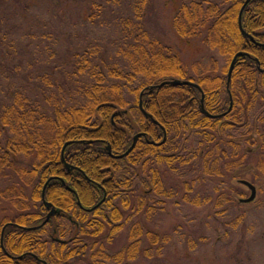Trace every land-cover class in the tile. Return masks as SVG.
Returning a JSON list of instances; mask_svg holds the SVG:
<instances>
[{
    "label": "trees",
    "instance_id": "trees-1",
    "mask_svg": "<svg viewBox=\"0 0 264 264\" xmlns=\"http://www.w3.org/2000/svg\"><path fill=\"white\" fill-rule=\"evenodd\" d=\"M244 1L190 0L177 8L172 20V28L180 39L203 34L202 44L226 59L222 76H205L199 80L186 76L179 58L170 55L159 40L143 29V9L148 0H107L117 17L129 20L117 26L122 33L119 31L112 41L114 60L109 61L107 53H99V46L96 51L82 55L86 70L79 68L73 72V78L81 80L72 79L73 87L66 93L71 96L72 105L63 103L64 97L57 101L53 97L56 94L49 95L45 89L41 95L46 108L38 102L24 104L21 91L13 88L15 92L0 107V181L16 172L25 175L23 186L30 191L28 206L33 210L22 211L10 221L26 228L44 221L47 211L41 193L49 179L45 200L62 214L32 231L8 227L3 249L0 247V264H41L39 260L46 264H82L84 259L86 264H128L137 258L154 259L153 255L162 252L166 240V234L155 230L158 223L152 224L153 217L161 215L155 206L163 205L164 199L173 205L185 202L202 206L215 196L213 217H218L225 201L221 199L225 197L223 189L218 188L224 182L220 178H233L229 199L235 201V206H241L238 200L243 198L242 194L235 190L241 179L236 174L232 177L231 170L264 149V138L261 142L256 138V122L263 113L258 110L254 123L249 117V111L264 101V73L257 70L254 62L256 59L264 69V48L252 44L240 33L238 16ZM92 9L95 10L88 15L90 21L102 14L96 3ZM103 19L107 23L109 18L103 16ZM241 25L257 43L264 45V0H251L246 5ZM238 52L246 55L234 62L228 87L232 108L226 115L214 120L202 116L197 108L200 93L196 88L167 85L142 96V108L152 120L144 118L138 107L139 93L148 86L172 79L196 84L204 95L203 106L208 113H226L229 107L226 75ZM37 78L49 82L47 86L52 85L47 74ZM61 88L57 87L59 95L64 94ZM154 121L166 133L160 146H150L141 139L127 157L114 160L98 150L101 144L72 143L61 156L63 145L71 141H106L113 155L124 153L132 137L139 133L160 143L162 132ZM19 158H24L26 165L22 166ZM63 162L80 172H69ZM159 167L181 180L184 193L178 199H175L177 189H165ZM86 177L107 192L105 200L92 212L86 210L102 200L103 191L89 184ZM195 184L204 187L202 200L199 193L189 197ZM137 192L139 195H133ZM23 193L12 184L0 195ZM68 216L74 223L67 220ZM176 229H173L175 234L179 232ZM121 231H125L128 243L112 252L113 240ZM68 232H73L69 240L60 239ZM5 253L13 257L27 255L14 260Z\"/></svg>",
    "mask_w": 264,
    "mask_h": 264
},
{
    "label": "rangeland",
    "instance_id": "rangeland-1",
    "mask_svg": "<svg viewBox=\"0 0 264 264\" xmlns=\"http://www.w3.org/2000/svg\"><path fill=\"white\" fill-rule=\"evenodd\" d=\"M189 2L190 0H148L143 9L142 27L151 37L159 40L170 55L179 58L188 78L199 80L205 76H222L226 59L202 44L203 34L201 37L185 40L180 39L172 28L177 8ZM94 3L99 5L102 14L90 21L88 15L94 13L95 9L91 10ZM103 16L109 18L107 23L103 22ZM126 20L129 19L119 18L113 13V8L107 0H0V107L5 104L9 95L15 92L13 88L21 91L24 104L38 102L40 107L46 108L42 102L44 97L41 95V91L45 89L49 95L56 94L53 96L56 100L64 97L63 103L72 105L73 100L66 93L73 87L72 79L74 82L81 80L74 79L73 72L79 68L86 70L82 55L87 51H96L95 48L99 46V53H107L106 58H110L109 61L114 60L112 41L120 31L117 26L121 22L124 24ZM43 74L51 78L52 85L47 86L49 82L44 83L41 78H37ZM58 86L64 89L63 95H59ZM263 102L249 111L252 123L259 112L263 113L256 122V138L259 142L264 138ZM146 119L152 120V116ZM154 123L158 124L156 121ZM157 126L161 128L160 124ZM85 142L90 143L86 145H91L100 144L102 141ZM263 156L264 149L256 156H248L231 170L232 177L239 175L240 179L255 186V203H238L241 206H235V201L229 199L232 177L219 179L224 180L218 188L223 189L222 194L225 197L221 199L225 201L222 202L218 217H213L216 208L212 200L215 196L211 197V202L202 206L185 202L173 205L170 201L162 199L163 205L155 206L160 210L156 212H161V215L156 214L152 223H158L155 228L157 232L166 234L162 252L159 256L153 255L154 259L137 258L128 264H264ZM19 159L22 166L26 165L24 158ZM159 171L163 176L161 182L164 183L165 189H177L178 197L175 199L183 195L181 180L170 171L167 173L164 167H159ZM25 178V175L16 172L0 181V192L12 184L24 192L23 195H0V231L4 225L11 223L12 217L22 211L33 210V207L28 206L31 203V195L28 188L23 186ZM135 187L138 188L137 185ZM208 190L211 192L212 186H209ZM235 190H238L243 198L249 195V191L241 185ZM138 192L133 195H139ZM204 192L201 184H195L193 195L189 197L199 193L198 197L202 200ZM8 197L11 201L5 199ZM174 228L179 232L175 234ZM70 234L73 232H68L60 239L65 238L67 241ZM127 243L125 231H121L113 240L111 251H118ZM17 257L20 256H14ZM82 264H86V259Z\"/></svg>",
    "mask_w": 264,
    "mask_h": 264
},
{
    "label": "water",
    "instance_id": "water-1",
    "mask_svg": "<svg viewBox=\"0 0 264 264\" xmlns=\"http://www.w3.org/2000/svg\"><path fill=\"white\" fill-rule=\"evenodd\" d=\"M250 1H251V0H245L244 3H243V6H242V8H241V10H240V12H239V16H238V27H239L240 33L242 34V36H243L244 38H246L247 40H249L252 44L257 45L258 47H262V48H264V45L257 43L251 35L247 34V33L244 32V30L242 29V25H241V16H242V12H243L244 8L246 7V5H247ZM243 55H246V54L241 53V52H238V53L233 57V59H232V61H231V64H230V66H229V69H228L227 76H226V88H227L228 100H229V107H228V111H227V113L230 112V111H231V108H232V98H231V95L229 94L228 87H229V83H230V80H231V75H232V71H233V65H234V62H235V60L237 59V57H240V56H243ZM254 62H255V64H256V68H257V70H258L260 73H264V69H261V68H260L258 61H257V60H254ZM167 85L170 86V87L192 86V87H194V88H196V89L199 90V87H198L197 85L192 84V83H190V82H188V81H180V80H177V79H173V80H170V81H164V82H161L160 84L152 85V86H148V87L144 88V89L140 92V94H139V103H138V107H139L141 113L143 114V116H144L145 118H151V116L148 115V114L143 110V108H142V96H143L146 92H150V91H153V90H156V89H160V88H162V87H164V86H167ZM199 91H200V90H199ZM200 93H201V99H200V102H201V110H200V112H201L204 116H206V117H208V118H220V117L224 116L225 114H227V113H225V114H222V115H220V116H212V115H210L208 112H206V111L204 110V108H203V97H204V96H203V93H202L201 91H200ZM157 125H158V124H157ZM161 129H162V128H161ZM162 133H163V139H162L161 143H159L158 145H155L154 142H150L149 144H151V145H155V146H160V145H162V144L165 142V139H166V133H165V131H164L163 129H162ZM140 137H145V134H137V135H135V136L132 138V144H131V146L127 149V151H125V152H124L123 154H121V155H118V156H113V155H111L109 145H106V146H105V150L107 151L108 155H109L110 157H112L113 159H115V160L123 159V158L127 157V156L129 155V153L133 150V148H134V146H135V144H136V141H137ZM72 143H75V144H77V143H81V144H90V143H86V142H84V141H80V142H66V143L63 145L62 149H61V156H62V157H63V152H64L65 148H66L67 146H70ZM63 165L65 166V168H66L68 171H72V170L76 169L75 167L70 166V165H68V164L65 163V162H63ZM50 181H51V179H49V180L47 181V183H46L45 186L43 187V190H42V193H41L42 203H43L45 209L48 210V213H47V215H46V217H45V220H44L39 226H37V227H33V228H22V227H18V226L15 225V224H6V225L3 227L2 231H1L0 246H1L2 249H3V243H2V242H3V241H2V240H3V232H4V230H5L7 227L11 226V227H13V228H21L23 231H32V230L40 229L41 227H43V226L48 222V220H49L50 218H53L54 216L60 214L61 211H60L59 209H55L50 203H48V202L45 201V189H46V186H47L48 182H50ZM60 181L63 183L62 180H60ZM238 182H239L240 185L244 186V187L249 191V197L246 198V199H240L238 202L241 203V204H249V203H252V202L255 200V198H256V188H255V186H253L251 183H249V182H247V181H245V180H239ZM104 199H105V196H104L103 199L100 201V203H98L94 208H92V209H88V210H86V211H87V212H92V210L95 209V208H97V207H98V206L104 201ZM78 205H79V203H78ZM54 241H55V242H61V243H62V241H59L58 239H54ZM5 254H6V253H5ZM6 255H7L9 258L14 259V260H15V259H16V260H20L22 257L25 256V255H22V256H20V257L14 258V257L9 256L8 254H6ZM39 262H40L41 264H46L44 261H40V260H39Z\"/></svg>",
    "mask_w": 264,
    "mask_h": 264
},
{
    "label": "flooded vegetation",
    "instance_id": "flooded-vegetation-1",
    "mask_svg": "<svg viewBox=\"0 0 264 264\" xmlns=\"http://www.w3.org/2000/svg\"><path fill=\"white\" fill-rule=\"evenodd\" d=\"M197 108H198V110H199V113L202 115V116H204L201 112H200V110H201V102H200V99H199V104H198V106H197ZM203 108H204V106H203ZM204 110H205V108H204ZM206 111V110H205ZM207 112V111H206ZM210 114V113H209ZM210 115H212V114H210ZM220 115H222V114H220ZM220 115H212V116H220ZM208 118V117H207ZM221 118V117H220ZM209 119H212V120H214V119H217V118H209ZM155 124V126L156 127H158L157 125H156V123H154ZM160 130H161V128L160 127H158ZM145 134V133H144ZM151 137H148V135L146 134V138H139L138 140H137V142L139 141V140H141V139H143V141L146 143V144H148V145H150V146H154V145H151V144H149L150 142H154L155 143V145H158L159 144V142H156V141H154V140H152V139H150ZM100 141H102V140H100ZM101 145H99V146H97L98 147V150L100 151V152H102V153H106L107 155H108V153H107V151L105 150V145L106 144H108L109 145V147H110V153H111V155H113L112 154V149H111V146H110V144L109 143H107L106 141H102L101 143H100ZM154 147H156V146H154ZM134 149V148H133ZM109 156V155H108ZM114 156V155H113ZM110 157V156H109ZM111 159H113L112 157H110ZM115 160V159H114ZM72 171H79L80 172V170L79 169H74V170H72ZM72 171H69V172H72ZM82 173V172H81ZM86 179V181L89 183V184H91V185H95L98 189H101L103 192H101V195H103V197L105 196V198H106V196H107V192L104 190V188H103V186H101V185H99L98 183H96L95 181H93V180H91V179H89L88 177H86L85 178ZM73 194H74V191L72 192ZM103 197H102V199H103ZM105 200V199H104ZM78 201H77V205H78ZM79 207H80V204L78 205ZM62 214V211H61V213L60 214H58V215H56V216H54V217H60V215ZM67 218V220L69 221V222H71V223H74V221L72 220V219H69V218H71V217H66Z\"/></svg>",
    "mask_w": 264,
    "mask_h": 264
}]
</instances>
